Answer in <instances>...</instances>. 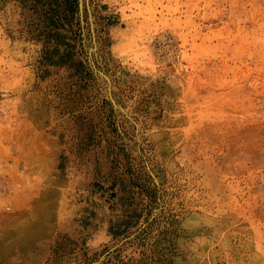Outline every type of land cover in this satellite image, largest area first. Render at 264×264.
<instances>
[{"label":"rangeland","instance_id":"obj_1","mask_svg":"<svg viewBox=\"0 0 264 264\" xmlns=\"http://www.w3.org/2000/svg\"><path fill=\"white\" fill-rule=\"evenodd\" d=\"M0 264H264V0H0Z\"/></svg>","mask_w":264,"mask_h":264},{"label":"bare ground","instance_id":"obj_2","mask_svg":"<svg viewBox=\"0 0 264 264\" xmlns=\"http://www.w3.org/2000/svg\"><path fill=\"white\" fill-rule=\"evenodd\" d=\"M91 26V25H90ZM103 76V75H102Z\"/></svg>","mask_w":264,"mask_h":264}]
</instances>
